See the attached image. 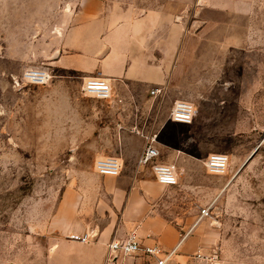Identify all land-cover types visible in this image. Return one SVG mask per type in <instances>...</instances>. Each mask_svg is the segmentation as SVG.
I'll use <instances>...</instances> for the list:
<instances>
[{"label":"rangeland","instance_id":"1","mask_svg":"<svg viewBox=\"0 0 264 264\" xmlns=\"http://www.w3.org/2000/svg\"><path fill=\"white\" fill-rule=\"evenodd\" d=\"M83 1L0 0V264H93L50 228L62 194L100 155L153 178L134 158V138L151 136L179 172L160 210L199 237L196 264H264V0H182L166 83H130L135 98L113 86L108 100L83 91L96 74L65 65L86 38ZM31 68L49 80L22 81ZM175 99L196 107L191 124L171 121ZM211 153L228 154L225 175L208 172Z\"/></svg>","mask_w":264,"mask_h":264},{"label":"crops","instance_id":"2","mask_svg":"<svg viewBox=\"0 0 264 264\" xmlns=\"http://www.w3.org/2000/svg\"><path fill=\"white\" fill-rule=\"evenodd\" d=\"M181 2L84 0L81 27L86 29V38L75 47L71 39L72 52L65 65L105 76L118 93L131 98L137 95L130 83H166L173 49L184 32L171 14ZM63 53V48L57 47L47 59L60 60ZM134 141L138 161L147 141L143 148L139 138ZM119 157L124 161L125 156ZM164 187L172 185L160 184L135 169L124 170L119 176L96 170L83 173L73 186L65 188L50 228L70 241L88 245L93 264H154L142 253L120 254L114 263L109 261V243L124 240L131 232L145 244L159 243L166 251L175 249L170 264H196L200 262L195 257L199 237L161 212ZM84 235L89 241L79 239Z\"/></svg>","mask_w":264,"mask_h":264},{"label":"built area","instance_id":"3","mask_svg":"<svg viewBox=\"0 0 264 264\" xmlns=\"http://www.w3.org/2000/svg\"><path fill=\"white\" fill-rule=\"evenodd\" d=\"M50 73L43 69H27L23 72L22 81L33 84H43L50 78ZM83 91L87 96L100 99H111L113 96V84L110 79L102 75L86 76L83 78ZM170 113L171 121L191 124L194 120L196 107L188 100L176 99L173 102ZM156 136L148 137V142L143 149L138 161L142 167H149L157 182L163 185H176L179 178L177 166L160 160V150L156 145ZM206 167L209 173L225 175L228 171L230 158L228 154L211 153L206 158ZM94 168L104 175L119 176L125 166V161L116 155H100L94 160ZM200 219L207 215L208 210L202 209ZM89 241L88 235L79 238ZM142 253L154 264H168L175 253V249L166 251L159 243L145 244L138 238L135 232H131L124 240H112L109 243V261L114 263L120 254L127 255Z\"/></svg>","mask_w":264,"mask_h":264},{"label":"water","instance_id":"4","mask_svg":"<svg viewBox=\"0 0 264 264\" xmlns=\"http://www.w3.org/2000/svg\"><path fill=\"white\" fill-rule=\"evenodd\" d=\"M256 150H257V148H255L254 150H253V152L251 153V155L249 156V158L245 161V163L240 167V169L237 171V173L239 172V171H241L249 162H250V160L253 158V154L256 152ZM236 173V174H237Z\"/></svg>","mask_w":264,"mask_h":264}]
</instances>
